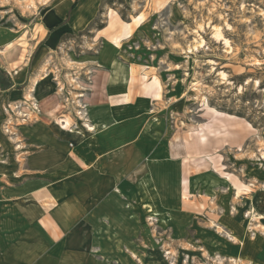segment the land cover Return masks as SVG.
<instances>
[{
    "label": "rangeland",
    "instance_id": "374dc122",
    "mask_svg": "<svg viewBox=\"0 0 264 264\" xmlns=\"http://www.w3.org/2000/svg\"><path fill=\"white\" fill-rule=\"evenodd\" d=\"M109 45L132 78L107 126ZM244 108L264 116V0H0V163L42 123L80 147L99 264H264V126L223 111Z\"/></svg>",
    "mask_w": 264,
    "mask_h": 264
},
{
    "label": "crops",
    "instance_id": "0c3cea01",
    "mask_svg": "<svg viewBox=\"0 0 264 264\" xmlns=\"http://www.w3.org/2000/svg\"><path fill=\"white\" fill-rule=\"evenodd\" d=\"M101 58L112 79L92 96L110 102L96 111L94 122L108 126L122 107L114 100L127 95L132 77L130 66L117 59L112 45L104 48ZM145 89L155 93L157 86L151 83ZM40 125L30 128L28 145L37 143L41 149L28 153L25 168L17 161L11 167L0 163V264H99L81 236L88 229H82L108 214L104 206L94 205L99 189L91 184L92 176L67 168L76 167L86 156L81 154L75 161L72 152L80 147L55 140L54 129ZM79 142L86 148L87 142ZM93 148H107V144L96 142Z\"/></svg>",
    "mask_w": 264,
    "mask_h": 264
},
{
    "label": "trees",
    "instance_id": "16d2710c",
    "mask_svg": "<svg viewBox=\"0 0 264 264\" xmlns=\"http://www.w3.org/2000/svg\"><path fill=\"white\" fill-rule=\"evenodd\" d=\"M75 6H76V3L72 6V8H74ZM103 28H104V26L101 29H103ZM243 82L244 81H242L240 84L243 85ZM223 111L226 112V113H228V114H231V115H235V116H238V117H241V118H246L253 126H255L257 128L264 126V116L261 117L260 120L256 122L254 120V116H252V115L248 116L249 114L246 113V111H247L246 108H244L243 110H240L241 112H235L233 110H229V111L223 110ZM247 117H249V118H247Z\"/></svg>",
    "mask_w": 264,
    "mask_h": 264
},
{
    "label": "built area",
    "instance_id": "2783aa9c",
    "mask_svg": "<svg viewBox=\"0 0 264 264\" xmlns=\"http://www.w3.org/2000/svg\"><path fill=\"white\" fill-rule=\"evenodd\" d=\"M30 107V106H29Z\"/></svg>",
    "mask_w": 264,
    "mask_h": 264
}]
</instances>
